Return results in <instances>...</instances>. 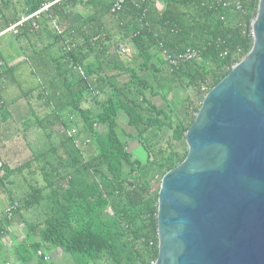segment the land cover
Here are the masks:
<instances>
[{"label": "trees", "instance_id": "16d2710c", "mask_svg": "<svg viewBox=\"0 0 264 264\" xmlns=\"http://www.w3.org/2000/svg\"><path fill=\"white\" fill-rule=\"evenodd\" d=\"M115 1L0 0L1 95L28 67L37 81L23 94L37 97L45 113L33 111L26 129L40 128L47 138L35 146L25 139L33 157L17 167L0 157V186L11 204L19 203L11 219L0 212V264L10 259L9 227L37 206L45 216L26 220L30 242L14 247L21 264L36 257L44 264L38 251L47 245L70 254L74 264H155L162 178L187 157L185 134L205 95L254 44L260 0H241L243 10L218 0H126L113 11ZM8 35L15 52L4 51ZM124 43L130 53L120 49ZM161 45L173 54L194 47L201 55L172 67ZM16 56L25 57L11 63ZM1 114L10 116L3 95ZM122 122L135 130L125 131L127 139ZM62 126L78 131L69 135ZM131 141L145 159L130 150ZM25 168H39L42 181L21 193L13 177Z\"/></svg>", "mask_w": 264, "mask_h": 264}, {"label": "water", "instance_id": "95a60500", "mask_svg": "<svg viewBox=\"0 0 264 264\" xmlns=\"http://www.w3.org/2000/svg\"><path fill=\"white\" fill-rule=\"evenodd\" d=\"M254 44L205 95L159 191L155 264H264V0Z\"/></svg>", "mask_w": 264, "mask_h": 264}, {"label": "crops", "instance_id": "0c3cea01", "mask_svg": "<svg viewBox=\"0 0 264 264\" xmlns=\"http://www.w3.org/2000/svg\"><path fill=\"white\" fill-rule=\"evenodd\" d=\"M17 58H19V57H17ZM17 58L14 60V62H11V63H16V62L18 63V61H21V59L23 57H20L21 58L20 60H18ZM28 71H30L28 69V67H25V68L23 67L24 74L33 79L34 78L33 75ZM17 75H18V79H19L20 73H18ZM23 82L24 81H22L21 79H20L19 83L18 82H9L7 85L5 84V86L2 90L3 98L5 100V103L6 102L8 103V110L10 112V116L8 117V119H6V115H2V114L0 115V157H2V158H6L7 152H9V154H11L14 151H17V149L15 147L18 145L17 143H18V139L20 137H24L25 139H27V141H29L30 144L32 143V145H34V146L38 143V142L32 141L31 137H29V135L32 132L30 130H33L34 128L29 129V130L26 129V121L29 118L33 117V111H36V112H38V111L35 110L33 106H31L32 101L29 102V99H27L23 94L24 93L23 91L25 89L35 86L36 81L33 83V85H31L29 87H27L26 85H23ZM13 85H15L16 88ZM12 87H14L15 90H11ZM40 112H41V114H44L45 113L44 108H42V111H40ZM40 112H38V113H40ZM32 157H33V155H32ZM31 158L29 157V159L27 161H29ZM27 161H25V162H27ZM38 171H40L39 168H37L36 172H38ZM31 172L34 173L32 171V169L25 168L23 170V173H20L21 175L18 174L17 176L26 177V174H29ZM13 179L16 180L15 176L13 177ZM25 182H26V184H25ZM16 183L17 182H15L14 185H16ZM29 183H30V181L28 182L25 179V181L23 183H21V185L24 184L23 186H28V188H29ZM16 187H20L19 184ZM7 199H8V196L6 194V189H4V187L0 186V212H2V210L10 204V202ZM26 213L27 212H24V214H26ZM44 216H45V213L43 212V216L41 218H43ZM36 217H38V216H36ZM36 217L35 218L26 217V219H24L23 217L17 218V220H15L14 223L9 227L10 233L5 234L4 245L8 249L10 248L9 249L10 250L9 251V255H10L9 261H11L13 264H21L18 262L16 252H15L16 250L14 249V247L17 246L19 243L24 242L25 240H27L28 243L30 242L29 241L30 236H28L29 230H28L26 220H27V222L32 221L34 219H37ZM34 237L37 239L39 238L38 236H34ZM40 250H42L44 253L49 254L51 256V259L49 262L54 261L56 256L59 258L61 256L62 259L72 261V263H73V258L70 255H66L67 253L63 252L58 247H54L52 245L51 246L47 245V246L41 248ZM58 253H59V256L57 255ZM32 264H38V263L34 262Z\"/></svg>", "mask_w": 264, "mask_h": 264}, {"label": "rangeland", "instance_id": "374dc122", "mask_svg": "<svg viewBox=\"0 0 264 264\" xmlns=\"http://www.w3.org/2000/svg\"><path fill=\"white\" fill-rule=\"evenodd\" d=\"M48 5V4H47ZM66 25V24H65ZM65 25H64V27H65ZM6 39H8V40H10V37H9V35H8V37L6 38V36L3 38V47H4V51H5V53H6V50H8V52L9 51H11V52H15V50L13 49V47H12V45L8 42V41H6ZM6 44H7V46H6ZM18 56V55H17ZM16 56V57H17ZM22 57V56H21ZM24 57V56H23ZM18 60H20L21 58L19 57V58H17ZM19 62V61H18ZM17 63V62H16ZM23 67L24 66H22V67H20L19 68V70H18V73H20V75H19V78L22 80V81H24L23 82V85H26L27 87H29V86H31V85H33V83L35 82V81H37V79L34 77L33 79L31 78V77H29V76H26L25 74H24V72H23ZM28 72H30L31 73V71H28ZM32 74V73H31ZM146 75L148 76V77H150V78H153L149 73H146ZM120 79L121 80H125V79H127V76H121L120 77ZM152 81H154V79H152ZM15 88H16V86L15 85H13ZM14 87H12L11 88V90H15V88ZM152 100L154 101V102H156L159 106H161V107H163V108H165V109H169V106H168V103H167V101L165 100V99H163L161 96H152ZM32 101V105L31 106H33L34 107V109L35 110H37L38 112H40V111H42V108H44L43 106H41L40 104H39V102H38V98L37 97H35V96H33L30 100H29V102H31ZM93 105L94 103L93 102H88V104L87 105ZM41 113V112H40ZM32 118V117H31ZM121 126L123 127V130H121V134L124 136V138H128L127 137V134L125 133V131H127V132H133V131H135L134 130V128L133 127H131V126H129L128 124H126L125 122H122L121 123ZM122 129V128H121ZM34 130V131H33ZM33 130H30V131H32L31 132V134L29 135V137H31V140L32 141H34V142H38L40 139V141H42V140H45V139H47L46 138V136L43 134V130L42 129H33ZM44 135V136H43ZM44 137H45V139H44ZM164 143H166V142H164ZM18 145L15 147L16 149H17V151H14L13 153H11V154H9V152H7V154H6V158H4L5 160H7L8 162H9V164L12 166V167H17V166H19V165H21V164H23V163H25V161H27L28 159H29V157L31 158L32 157V153H31V149H29V147H28V145H27V143H26V140H25V138L24 137H20L19 139H18V143H17ZM130 150H134V154H135V156L137 157V158H141V159H145L146 158V155H145V153H144V151L142 150V149H140V147H139V142H137V141H131L130 142ZM38 167V166H37ZM33 168H36V166H33ZM41 171V170H40ZM40 171H38V172H35V173H29V174H26V177H23V176H17V175H15V178H16V185H18L19 184V186L20 187H17V188H15L17 191H19V192H25L27 189H28V186H23V185H21V183H23L24 181H25V179H26V181H30V182H36V180L35 179H38L39 181H41L42 180V172H40ZM154 174H156V173H154ZM159 176H160V174H157L156 176H155V179H154V181H155V184L156 185H159V180H160V178H159ZM25 178V179H24ZM25 184H26V182H25ZM8 186H12L11 184H9ZM4 188H6V186H4ZM12 188H14L13 186H12ZM14 190V189H13ZM9 202H10V199L8 198L7 199ZM39 207V208H38ZM5 209V208H4ZM4 209L2 210V211H4ZM25 212H27L26 214H25V217H28V218H30V217H33V218H35L36 216H38V217H36V218H40V217H42L43 216V209L42 208H40V206H37V207H35V208H33V209H31L30 211H25ZM58 256H59V253L57 254ZM66 255H70V254H66ZM71 256V255H70ZM72 257V256H71ZM36 261H37V263H39V264H43V261L41 260V258H39V257H36ZM50 261V260H49ZM49 261H45V263L44 264H71L72 263V261H68V260H64V259H62V257L60 256V258L59 257H55V260L54 261H52V262H49ZM73 264V263H72Z\"/></svg>", "mask_w": 264, "mask_h": 264}, {"label": "built area", "instance_id": "2783aa9c", "mask_svg": "<svg viewBox=\"0 0 264 264\" xmlns=\"http://www.w3.org/2000/svg\"><path fill=\"white\" fill-rule=\"evenodd\" d=\"M126 0H116L113 4V11H118L120 9L123 8V5L125 3ZM219 3H222L223 6L225 7H231V8H236L238 10H243V3L241 0H218ZM50 4L46 5L44 8H47ZM40 11H37L36 13L23 18V20H26L34 15H38ZM22 20V21H23ZM251 34L254 38V29H253V22H252V28H251ZM162 50L164 52V54L167 56L169 63L172 65V67L174 66H178L180 63L188 61V60H192V59H198L201 55V52L199 49L194 48V47H187L185 48L183 51L177 53V54H173L171 53L167 47H164L163 45H161ZM120 49L125 52V53H130L132 51L131 47L127 44H121L120 45ZM229 50L226 49L222 54L224 56L228 55ZM238 63V62H237ZM235 63L233 65V67L237 64ZM0 96L1 95V89H0ZM61 131L62 132H67L69 135H73L75 133H77L78 129L76 126L74 127H67V126H62L61 127ZM87 141H90L89 139ZM76 144L78 147L82 146V142L79 139H76ZM4 165V160L0 158V168L3 167ZM19 209V203L16 201L14 203H10L5 209L4 211H2V216L6 217V215L11 219L14 217V213L16 212V210ZM39 255H43L45 257L46 260H50L51 256L49 254L44 253L42 250L38 251ZM7 264H13L11 261H9Z\"/></svg>", "mask_w": 264, "mask_h": 264}]
</instances>
